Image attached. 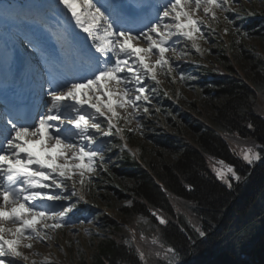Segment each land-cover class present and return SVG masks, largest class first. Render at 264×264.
Instances as JSON below:
<instances>
[{
	"label": "snow or ice",
	"instance_id": "6c2138e0",
	"mask_svg": "<svg viewBox=\"0 0 264 264\" xmlns=\"http://www.w3.org/2000/svg\"><path fill=\"white\" fill-rule=\"evenodd\" d=\"M46 7L47 14L25 18L31 27L19 42L21 74L30 77L35 88L20 104L0 109V264L28 262L21 249H32L33 241L51 240L50 232L76 227L70 214L88 203L81 191L89 190L91 176L106 163L104 138L121 134V121L131 125L141 110L149 113L143 105L151 104L156 88L145 81L158 86V76L176 71L178 65L169 53H177L181 39L191 41L202 54L199 42L207 43L202 27L215 31L212 25L219 24L218 13L239 15L241 4L239 0H55ZM223 20L234 24L228 15ZM228 31L225 27L224 33ZM232 31L248 36L240 27ZM237 147L233 154L250 168L264 160V145ZM209 159L215 177L229 189L245 179L234 165ZM151 214L160 225L168 223L158 212ZM192 227L200 238L207 235L201 227ZM85 233L91 234L88 229ZM141 239L147 241L143 235ZM126 243L139 264L161 257L167 264L178 262L177 250L158 237L151 239L148 249L135 243V233ZM44 264L51 262L45 259Z\"/></svg>",
	"mask_w": 264,
	"mask_h": 264
},
{
	"label": "trees",
	"instance_id": "16d2710c",
	"mask_svg": "<svg viewBox=\"0 0 264 264\" xmlns=\"http://www.w3.org/2000/svg\"><path fill=\"white\" fill-rule=\"evenodd\" d=\"M7 2L0 0V4ZM242 21L248 22L255 37L263 36L264 17L251 15ZM221 58L231 61L228 49L224 48ZM247 59L254 61L251 77L234 64L225 67V62L213 67L197 61L185 64L187 75L199 74L196 83L220 100L210 120L203 111V118L193 111L184 113L185 120H191L199 133L196 140L182 130H160L162 133L148 135L158 149H151L149 154L157 161L138 159L120 145L115 161L106 162L92 176L91 184L96 187L104 184L100 188L121 195L129 192L132 204L117 217L105 215L110 237L99 243L91 264H139L126 243L133 233L141 248L148 249L153 237L174 247L177 264H264V160L250 168L233 154L238 145H264V55ZM157 101L161 107L172 106L161 89ZM193 107L199 108L194 103ZM125 136L131 138L133 133L125 129ZM210 157L233 164L245 179L229 189L212 172ZM126 180L132 184H121ZM88 209L85 204L78 205V215ZM152 212H158L168 223L160 225ZM140 215L149 217V222H140ZM192 225L207 235L200 238ZM150 264L167 261L161 257Z\"/></svg>",
	"mask_w": 264,
	"mask_h": 264
},
{
	"label": "rangeland",
	"instance_id": "374dc122",
	"mask_svg": "<svg viewBox=\"0 0 264 264\" xmlns=\"http://www.w3.org/2000/svg\"><path fill=\"white\" fill-rule=\"evenodd\" d=\"M17 2L13 7V11H17L20 14L27 12L31 17L32 15L47 14L48 9L43 3L50 4L54 3L55 0H17ZM239 2L241 4V8L238 9L239 15L236 13H218L220 15V22L218 25L213 22L212 25L215 31L202 27L207 40V43L204 41L199 42L202 54L192 47L191 41L181 39L176 45L177 53L175 55L169 53L170 56H173L175 65H178L176 71L171 76H158L161 80V84L158 86L150 80L145 81L146 85L150 88H156V91L151 93V104L143 105L149 108V113L143 114L141 110V115L131 125H125L123 121L119 125L124 130L132 129L130 131L133 133V137L127 138L121 133L112 137H105L104 139H121L123 146L126 145L127 147L125 148L139 159L143 161H157L156 158L149 154L150 150L155 149V147L150 142L148 135L157 133L160 130L172 133L182 130L191 140H196L199 137V133L194 130V124H192L191 120H185L186 116L184 113L186 111H193L195 115L203 118L200 114V111H203L210 120L216 115L220 100L214 97V93L210 95L206 93L205 89L196 83L201 77L199 74L187 75L185 69L183 70L185 64L197 61L213 67L221 64V62H225V67L234 64L238 68L245 70L248 77H251L253 75L252 66L254 61L253 59L248 60V56L260 57L261 54L264 55V34L261 37H255L248 28V22L242 21L251 16L247 15L244 10L252 11L254 15L264 17V3H261V0H250V2L249 0H239ZM224 15H228L230 19H233L234 24L226 25L223 20ZM30 27L31 25L26 19L18 20L14 17L10 18V15L9 17L8 15H0V49L6 50L9 54L13 48L11 47L12 42L17 49L20 48L19 42L22 37H19V29L26 32ZM225 27L229 29L227 34L224 33ZM235 27H240L244 32L248 33V36L242 37L240 33L233 32L232 29ZM16 38L19 39L17 43L15 42ZM237 41L239 42L237 43ZM224 48L225 50H229L231 61L226 62L225 59L221 58ZM181 51H186L188 54L180 56L179 53ZM11 57L14 58V54ZM180 75L194 77V79L182 81L179 79ZM173 76L176 78L175 83L172 82ZM160 89L164 93H167L165 95L172 102V106L161 107V102L164 101L163 98H161V102H156ZM193 103L198 105L199 108L193 107ZM119 111L124 115L123 110ZM252 144L258 143L251 142L249 145ZM116 147L118 146L107 144L104 152L106 162L113 163L115 161L117 158V154L115 153ZM156 150L158 149H155L153 152ZM98 169L99 166L97 167V171ZM121 184L130 186L132 182L126 180L121 182ZM102 185L104 184H101L100 187H103ZM77 187L79 188V185ZM100 187L90 184L89 190L81 191V195L88 201L87 205L89 209L82 215H78L77 209L74 214H70L73 217L72 222L76 224V227L69 226L55 232H50L49 234L52 236V239L46 242L33 241L32 249H21L29 257V261H19L18 264H30L32 260H36L37 264H44L45 259L50 261L51 264H91L99 243L110 237V230L103 221L105 215L117 217L123 208L129 207L132 204V199L128 196L129 192L121 195L112 189L106 190ZM80 220H84L85 223H78ZM139 221L144 224L148 223L149 217L140 215ZM85 229H88L91 234H86Z\"/></svg>",
	"mask_w": 264,
	"mask_h": 264
},
{
	"label": "bare ground",
	"instance_id": "6f19581e",
	"mask_svg": "<svg viewBox=\"0 0 264 264\" xmlns=\"http://www.w3.org/2000/svg\"><path fill=\"white\" fill-rule=\"evenodd\" d=\"M21 32V37H23L25 31H20ZM20 37V35H19ZM19 41V39H15V42L17 43ZM13 47L10 51V53L8 54L6 50H2L0 49V61L1 62H10L8 65H6V63H4L5 65V71L4 73L0 72L1 74H3L6 77H10L11 78V83L14 84L16 81L17 77H20L21 74V70L23 68V52L21 47L17 49V47L14 46L13 42H12V46ZM14 54V58L11 57ZM1 77V76H0ZM25 76H23L24 78ZM7 88H5V87ZM12 85H8V84H3L2 82H0V97L1 98H5V97H9L13 96L12 93L8 92ZM28 86H30V90L29 93L32 92V90L35 88V85L32 84L31 82H28ZM6 100V98H5Z\"/></svg>",
	"mask_w": 264,
	"mask_h": 264
}]
</instances>
